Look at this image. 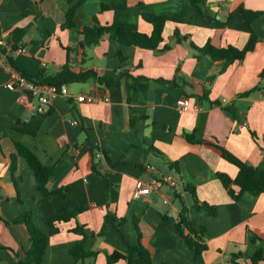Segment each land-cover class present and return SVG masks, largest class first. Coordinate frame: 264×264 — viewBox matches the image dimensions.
<instances>
[{"label": "crops", "instance_id": "obj_1", "mask_svg": "<svg viewBox=\"0 0 264 264\" xmlns=\"http://www.w3.org/2000/svg\"><path fill=\"white\" fill-rule=\"evenodd\" d=\"M103 5L109 9L102 10ZM74 6V27L67 29V13ZM200 7L198 12L191 0L1 3L0 41L7 54L0 53V264L24 259L31 245L25 224L12 221L29 213L34 225L48 232L47 222L64 208L75 211L77 218L59 224L60 232L49 238L42 264H107V255L127 253L128 246L137 244L135 223L154 249V264H251L253 255L264 249V193H245L234 201L218 173L236 178L239 169L199 144L217 141L243 162L264 169V80L260 79L264 0H203ZM240 7L262 13L252 23L259 36L255 49L226 68L224 61L197 58L191 42L200 48L207 43L217 48L247 45L251 29ZM143 13L178 20L167 22L159 50L123 46L109 35L96 46L77 48L82 31L96 20L109 26L118 18L131 29L151 35L153 26L142 18ZM176 29L188 40L178 43ZM165 46L169 49L163 50ZM10 48L26 52L15 54ZM68 49H73L71 57ZM9 57L17 70L32 76L42 69L55 75L71 61L76 70H93L120 84L107 87L96 80L71 84V98H59L46 114L30 113L18 103V94L6 88ZM82 95L108 101L78 102L75 98ZM183 97L200 109L181 111L177 101ZM224 100L227 105H222ZM189 133H194V142L188 141ZM16 143L53 169L49 189L69 188L65 197L40 193L35 173L18 155ZM168 176L179 182V190L164 186L135 197L151 178ZM181 184L194 187L199 200L216 207L217 214L196 209ZM181 203L189 208L193 226L205 229L207 250L199 256L177 230ZM107 214L125 219L121 231L111 228L105 236L89 241L88 248L98 252L95 259H74L70 250L82 236L72 230L80 224L99 233ZM255 234L263 239L254 243ZM238 254L240 259L235 258Z\"/></svg>", "mask_w": 264, "mask_h": 264}, {"label": "trees", "instance_id": "obj_2", "mask_svg": "<svg viewBox=\"0 0 264 264\" xmlns=\"http://www.w3.org/2000/svg\"><path fill=\"white\" fill-rule=\"evenodd\" d=\"M203 0H191V5L198 11L201 12V2ZM107 5L102 6V10H108ZM77 10V6H74L67 13V21L64 25L65 28L74 27V16ZM239 11L243 14L246 24L251 29V36L247 45L243 49H239L233 46L227 48H217L211 43H207L204 47L200 48L194 43H190V46L196 50L197 58L201 56H209L214 61H224L225 68L234 64L237 61H242L245 59L249 52H252L257 43L259 42V36L252 30L253 21L262 14L261 12H254L240 7ZM142 18L153 26V32L151 35L135 31L125 25L118 18L113 19V23L109 26H101L96 20L93 26L87 27L82 31L83 40L78 45V49H86L99 44L100 40L109 35L111 39L118 41L123 46H135L144 50H159L160 45L164 41V29L169 21L178 22V20L171 16H160L149 13H143ZM175 39L178 43H183L188 40V36H183L178 29L175 30ZM169 47L165 46L163 50H168ZM0 51L2 54H7V49L0 45ZM69 57H71V52L73 49H68ZM121 59L125 57L119 55ZM9 63L15 68V62L13 58H8ZM29 80L33 81L38 85H56L61 86L63 84H82L87 83L90 80H96L100 84H104L107 87H114L120 84L119 80L112 77L100 76L93 70L81 71L76 70L75 67L71 65V61L62 69L61 72L51 75L45 70H41L36 76L28 75L23 73ZM260 79L264 80V70L260 73ZM249 94V93H247ZM221 104V103H220ZM219 104V105H220ZM225 111L230 112V108H225ZM18 130L30 134H34L33 131L29 129H23L18 127ZM254 137H257L253 133ZM189 142H194V133L186 134ZM199 144L205 146L216 152L223 159L229 163L235 165L239 169V173L236 178H232L225 173H218V178L224 186L228 195L234 200L239 201L240 198L245 194L249 193L255 196L264 193V169L255 167L246 162H243L227 149L222 147L217 141L202 140ZM16 149L19 156L23 157L31 169L34 171L37 182L38 189L43 196L59 195L65 197L69 191V188L65 189H55L50 190L49 184L54 177L53 169L45 166L38 159L36 154L28 147L16 143ZM17 168L16 159H12L11 171L14 173ZM183 191L192 195L194 200V207L198 210H207L210 215L215 216L217 214V209L208 203L201 202L197 196L196 189L187 184H181ZM180 198V197H178ZM77 213L71 209L64 208L63 211L56 216L54 219L47 222L48 232H43L39 230L33 223L32 217L29 213L23 215L21 218L12 221L14 224H25L29 237H30V248L25 254V258L15 261L11 264H42L44 261V256L46 249L48 247L49 238L60 232L59 224L64 222H69L77 218ZM125 223L124 218H118L115 214H107L104 220L103 227L99 233H95L91 230L86 229L84 226L78 224L76 228L72 230L77 235L82 236V238L76 242V245L70 250L71 255L76 260H84L87 258H96L98 252L91 251L88 248V243L90 240L96 237H103L107 234L108 230L113 228L114 230L120 232L121 227ZM8 224V223H7ZM136 231L138 233V242L136 245L128 246L127 253H121L118 251L107 255V264H115L119 261H125L126 264H154V249L150 245L148 239L142 236V233L138 229L137 224ZM177 230L180 236L184 239L187 245L193 249L197 256L201 255L207 250V245L204 243V233L205 229L202 227L197 230L190 219L189 208L181 203V210L178 214ZM263 237L259 234H255L253 242H259ZM241 255H235L236 259H240ZM264 261V249H259L253 257L250 259L251 264H260ZM234 264H240L234 261Z\"/></svg>", "mask_w": 264, "mask_h": 264}, {"label": "built area", "instance_id": "obj_3", "mask_svg": "<svg viewBox=\"0 0 264 264\" xmlns=\"http://www.w3.org/2000/svg\"><path fill=\"white\" fill-rule=\"evenodd\" d=\"M4 0H0L1 3ZM0 45L4 46L3 42L0 41ZM12 53L23 54L26 52L25 48L13 49L10 48ZM1 53V51H0ZM46 67V64L43 65ZM9 71V81L6 83V88L12 92L18 94V103L25 109L26 112L36 113V114H46L49 109L55 104V102L61 98H71L69 94L68 85L63 84L61 86L56 85H38L33 81L29 80L23 73L17 70L11 63L8 64ZM78 102H88V103H98L101 101H108L107 98H102L97 95H82L75 98ZM228 101H222V105H227ZM177 106L181 111H187L190 108L200 109L199 105L192 104L191 100L187 97L180 98L177 101ZM73 125L78 124L74 121ZM98 157L101 155L98 154ZM164 186H169L174 190L180 189L179 182L173 177H163V178H151L147 184H144L137 189L135 197L139 198L150 191H159ZM182 191V190H181ZM168 203V200H165Z\"/></svg>", "mask_w": 264, "mask_h": 264}, {"label": "rangeland", "instance_id": "obj_4", "mask_svg": "<svg viewBox=\"0 0 264 264\" xmlns=\"http://www.w3.org/2000/svg\"><path fill=\"white\" fill-rule=\"evenodd\" d=\"M72 85H74V84H72Z\"/></svg>", "mask_w": 264, "mask_h": 264}]
</instances>
